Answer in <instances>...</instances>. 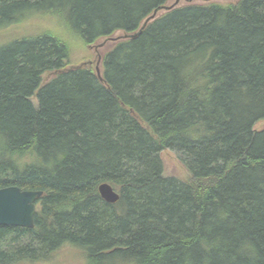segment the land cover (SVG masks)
Here are the masks:
<instances>
[{
    "label": "trees",
    "instance_id": "16d2710c",
    "mask_svg": "<svg viewBox=\"0 0 264 264\" xmlns=\"http://www.w3.org/2000/svg\"><path fill=\"white\" fill-rule=\"evenodd\" d=\"M170 1L0 0V188L43 192L33 229L0 226V264L66 244L87 264H264V0L158 13L100 77L50 29L12 34L54 16L91 46Z\"/></svg>",
    "mask_w": 264,
    "mask_h": 264
},
{
    "label": "rangeland",
    "instance_id": "374dc122",
    "mask_svg": "<svg viewBox=\"0 0 264 264\" xmlns=\"http://www.w3.org/2000/svg\"><path fill=\"white\" fill-rule=\"evenodd\" d=\"M239 0H180L177 6L186 5L190 3H220V4H227V3H236ZM175 2V0L170 1L169 4L166 6H170ZM164 12L162 10L159 13ZM14 33L12 34H19V33H30L34 30H47L50 29L51 31L55 32L57 35H61L66 42L70 45V61L69 65L71 67L77 66H85L89 65L91 67L97 66V57L100 56V51L104 52L108 50L113 44L116 42V38L123 35V33H116L113 37L106 40H100L97 44L87 46L83 44L76 35L72 34L71 32L67 31L65 23L59 17H50V16H36L31 17L25 20L22 23H18V26L15 27ZM14 28V29H15ZM2 35V34H1ZM0 35V42L6 39L5 36ZM105 41V42H104ZM104 42V44H102ZM98 46V47H97ZM55 75V72L46 73L43 75L44 82L49 80ZM35 99H33L34 101ZM264 125L263 122H259L256 126L261 128ZM161 158L164 162L165 166V173L170 176H177V177H184L186 171L184 167L179 162L177 155L170 151L165 150L161 152ZM20 264H87L85 260V253L83 250L70 245L66 244L59 248L48 260L44 261H37V262H21Z\"/></svg>",
    "mask_w": 264,
    "mask_h": 264
},
{
    "label": "water",
    "instance_id": "95a60500",
    "mask_svg": "<svg viewBox=\"0 0 264 264\" xmlns=\"http://www.w3.org/2000/svg\"><path fill=\"white\" fill-rule=\"evenodd\" d=\"M179 2L180 0H175L170 6L164 5L154 10L142 23L138 32L131 35H122L116 38V40L137 36L160 11L171 10L175 8ZM104 42L102 44H104ZM96 72L100 77L98 65L96 66ZM98 192L101 198L109 204H114L119 200V194L109 183H101L98 186ZM42 194V191L21 190L16 186L0 188V226L32 229L34 227L36 203Z\"/></svg>",
    "mask_w": 264,
    "mask_h": 264
},
{
    "label": "flooded vegetation",
    "instance_id": "af4514ba",
    "mask_svg": "<svg viewBox=\"0 0 264 264\" xmlns=\"http://www.w3.org/2000/svg\"><path fill=\"white\" fill-rule=\"evenodd\" d=\"M36 211H37V203H36ZM33 228H34V227H33ZM33 228H32V229H33Z\"/></svg>",
    "mask_w": 264,
    "mask_h": 264
}]
</instances>
